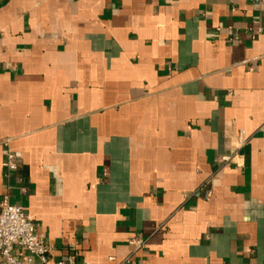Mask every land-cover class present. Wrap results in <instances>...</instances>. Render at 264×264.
I'll use <instances>...</instances> for the list:
<instances>
[{"label":"crops","instance_id":"crops-1","mask_svg":"<svg viewBox=\"0 0 264 264\" xmlns=\"http://www.w3.org/2000/svg\"><path fill=\"white\" fill-rule=\"evenodd\" d=\"M4 199L51 262L264 264V1L0 0Z\"/></svg>","mask_w":264,"mask_h":264},{"label":"built area","instance_id":"built-area-1","mask_svg":"<svg viewBox=\"0 0 264 264\" xmlns=\"http://www.w3.org/2000/svg\"><path fill=\"white\" fill-rule=\"evenodd\" d=\"M5 164L9 168L16 167L12 153H8ZM131 243L137 247L141 245L137 240H132ZM17 246L27 253L26 260L18 257L15 252ZM50 250L35 223L21 206L11 204L7 199L0 202V264H32L35 259L41 264H68L65 261L51 262ZM113 259L109 257L110 261ZM70 264H75L74 260Z\"/></svg>","mask_w":264,"mask_h":264}]
</instances>
